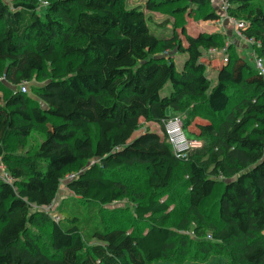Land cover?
Segmentation results:
<instances>
[{
    "label": "trees",
    "instance_id": "1",
    "mask_svg": "<svg viewBox=\"0 0 264 264\" xmlns=\"http://www.w3.org/2000/svg\"><path fill=\"white\" fill-rule=\"evenodd\" d=\"M41 1L47 5L0 0V94L8 93L0 96V162L10 178L0 179V264L210 256L264 264V74L229 45L211 86L202 56L224 48L220 34L181 27L157 37L141 7L127 8L123 0ZM226 1L230 18L244 15L242 34L264 69V0ZM188 4L207 8L205 21L220 19L210 0ZM172 51L186 54L181 69L166 58ZM33 77L41 80L31 86L34 97L14 90L22 81L29 90ZM180 114L186 138L202 141L184 160L175 157L164 129ZM196 117L205 122L191 130ZM140 120L158 124L162 134L132 138ZM36 126L44 127V138L34 154L21 144L8 151L10 140L18 143ZM71 169L72 197L59 205L55 222L39 208L53 203ZM127 174L134 178L125 180ZM140 179L143 189L136 190ZM126 195L130 214L106 208Z\"/></svg>",
    "mask_w": 264,
    "mask_h": 264
},
{
    "label": "rangeland",
    "instance_id": "2",
    "mask_svg": "<svg viewBox=\"0 0 264 264\" xmlns=\"http://www.w3.org/2000/svg\"><path fill=\"white\" fill-rule=\"evenodd\" d=\"M6 3L11 2V0H4ZM40 2H43L39 0ZM148 1H157L156 7L148 11L144 8L145 3ZM190 0H178L176 3L173 1L167 2L166 0H123L125 7L131 8L135 6H140L143 10L145 16L148 18V28L151 33L156 35L157 37L164 38L168 37L170 33L173 30H176L177 32L180 31L181 27L184 28V31L186 30L189 34H196L198 32L200 33H206V34H220L222 36V43L224 48H221V50L217 49L216 51L218 54H211L209 51H203L202 60L206 64L205 69V75L210 81L211 86H213L216 83L217 79V69L223 62V57L220 54L222 52L224 56H226V46H233V49H228L229 51H232L241 57L245 59V61L251 65L253 64L254 59V52L252 51L251 43L244 37L241 30H238L236 27V23L239 22V20H244V15L239 14L238 19L230 18L227 15V12H221L219 10L220 6L215 3V0H210L209 8H212L213 11H215L216 14L219 16V20L216 21H205L202 19L203 15L207 12V8H203L201 10H197L195 6H189L188 2ZM39 2V3H40ZM256 4H259L258 2ZM254 3L252 5V8L256 6ZM189 6L187 9L184 6ZM174 8H181L180 13H174ZM167 20L168 22L162 25V22ZM243 23V28L245 27L246 23L244 24V21H241ZM167 57H172V60L174 62V65L176 69H181L182 64L186 58L185 53H180L176 51H172L169 53V55H166ZM32 84H41V80H38L36 77H33L32 82L29 84V90L28 94L30 97H34L32 93L31 86ZM170 91V84L167 83L164 88L161 90V95H168ZM8 93L6 90L1 92L0 96H6ZM41 106L43 104L41 103ZM201 117H205L208 119H212V117L207 114L206 112H202L199 114ZM181 120L183 121L184 115L180 114ZM202 123L205 122L200 117H196L194 121L190 125L191 130H197L195 123ZM165 129V126H164ZM144 131H152L157 132L159 134H162L160 126L158 124L152 123V122H145L143 120H140V127L138 130H136L133 133V137L140 135ZM186 135V132H184ZM44 138V127L43 126H36L33 131L30 132L29 136L26 138L21 139L18 143L16 140H10L8 151L14 152L16 150V145L21 144L23 146V152L27 154H34L36 151V148L38 144L43 140ZM188 140V139H187ZM189 141V140H188ZM191 144V148L200 147L202 144L201 140H192L189 141ZM6 174L5 169L0 171V179L3 178V176ZM75 174V170L71 169L68 171V173L65 175V178L61 181L59 191L55 197V200L51 204V206L48 208L49 213L48 214H59L58 207L59 205L65 201L66 199H69L72 197V193H70L66 188V182L67 180ZM125 180L131 181L134 178V175L127 174L124 176ZM179 179L181 177L179 176ZM3 180V179H2ZM126 181V182H127ZM144 181L140 179V183H134L132 187L136 190H142ZM130 191V189H129ZM128 191V192H129ZM130 196L126 195L123 196L119 201L116 203L106 206L107 209H113L117 207H124L129 208V213L132 212L131 208L133 203L130 201ZM39 210L48 212L47 208H39ZM177 209L172 207V213L173 217L172 219L174 221L178 220V217L176 215ZM60 215V214H59ZM61 217V215H60ZM131 224H132V217H128ZM61 220V219H60ZM35 230V229H32ZM39 231V230H36ZM41 235V234H39ZM45 237V235H43ZM152 264H229L227 259L224 256H210L204 261H190L185 260L182 263H171L168 261H158L154 262Z\"/></svg>",
    "mask_w": 264,
    "mask_h": 264
},
{
    "label": "built area",
    "instance_id": "3",
    "mask_svg": "<svg viewBox=\"0 0 264 264\" xmlns=\"http://www.w3.org/2000/svg\"><path fill=\"white\" fill-rule=\"evenodd\" d=\"M215 3L220 6L219 10L221 12H225L227 8V1L226 0H215ZM41 5L44 7L47 5L45 1L41 2ZM236 27L238 30H241L243 28V23L238 22L236 23ZM211 54H218V52L215 49H209L208 50ZM220 54L223 57V61H226L224 54L220 52ZM253 64L254 68L258 71L259 74H264V69H263V60L261 58H258L254 56L253 59ZM3 77L0 78V81H3ZM27 81H22L14 90H18L22 93H25L27 91ZM165 133L167 136V141L170 144L173 153L176 158L178 159H186L188 156V152L191 149V144L187 140L186 136L184 135L183 129H182V122L180 117L178 116H173L170 118L166 123H165ZM4 169L3 165L0 162V171ZM74 175H72L69 179L73 178ZM4 181H10V178L5 174L2 178ZM46 206L43 207L44 209L50 207ZM49 213V211L47 212ZM50 217L53 219L55 222H59L61 217L59 214H49Z\"/></svg>",
    "mask_w": 264,
    "mask_h": 264
}]
</instances>
